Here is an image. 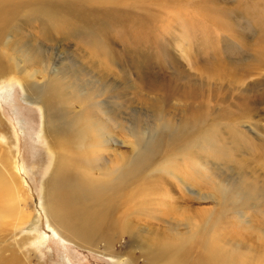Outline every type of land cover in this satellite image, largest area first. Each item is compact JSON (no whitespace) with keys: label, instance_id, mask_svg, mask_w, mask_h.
<instances>
[{"label":"rangeland","instance_id":"374dc122","mask_svg":"<svg viewBox=\"0 0 264 264\" xmlns=\"http://www.w3.org/2000/svg\"><path fill=\"white\" fill-rule=\"evenodd\" d=\"M17 4L25 8L0 35V256L166 264L160 250L177 249L182 264H202L219 245L227 263L264 264V0H0ZM188 81L216 114L236 110L238 96L258 97L244 117L217 121L206 109L194 118L184 90L166 84ZM81 121L101 142L96 177L129 172L137 142L158 136L142 184L110 196L121 204L113 246L68 237L47 208L59 188L46 193L58 168L50 129ZM124 218L139 227L131 238Z\"/></svg>","mask_w":264,"mask_h":264},{"label":"bare ground","instance_id":"6f19581e","mask_svg":"<svg viewBox=\"0 0 264 264\" xmlns=\"http://www.w3.org/2000/svg\"><path fill=\"white\" fill-rule=\"evenodd\" d=\"M23 6L24 4H17L16 8L13 6H6L7 9L0 8V35H2L9 27L14 26V23L17 20V15L20 16L22 10L25 8H23ZM11 10L14 11V17L9 14ZM65 13H67L66 10L64 13L58 11L54 14V16L66 17ZM95 15L100 16L102 14L96 12ZM178 79L177 75H172L171 77L173 82H177L176 80ZM166 84L170 90H184L180 95L191 100V106H189L186 110L188 113L192 114L194 118H198V116L206 109L208 113L213 115L217 121L225 116V114H232L235 117H244L247 116V114H249V112L253 109L252 104L256 103L258 97V95H252L254 90L251 91L250 95L238 96L235 103L236 110H230L228 108L227 110H222L219 108L218 110L221 111L216 114L215 109L213 110V108L208 106V103L204 104L199 102V93H197L199 88L192 82H186L181 88L176 87V85L172 86L170 82ZM224 102L222 101V103ZM52 103L53 102L48 99L46 103L47 107H49ZM155 103L160 105L161 108L164 107L163 101H155ZM238 111L242 114L238 115L236 113ZM50 131L51 132H49L48 135V144L54 154V161L58 163V168L55 169L50 183L51 190L47 189L48 192L46 193L52 191L53 187L56 189L59 187L57 189L58 196H46L45 198L51 220L56 225L62 226L63 230L68 233V237L74 239V237L78 236L77 241L81 244H83L82 241L97 244L100 239H105L109 246H113L115 242L112 238V234L114 233L112 229V214L114 215L115 211L119 210L118 208L121 204L118 205L111 203L110 196H112V201H115L117 196L127 198L128 196H120L124 195V184L126 183L130 185L131 181L136 178L140 181L143 179V176H145L146 171L149 170V167L152 164V157L149 160V156L158 149V136L151 138L146 146H144L143 139L137 142L139 152L132 159V162L125 166L129 172L124 171L119 173V175L111 172L108 173L105 178L104 175H101L100 177L95 176L97 164L102 161V157L96 154L97 148L101 142L97 138H92L93 136L91 133L85 132L86 128L83 127L82 121L79 122L77 126L67 130L63 134L59 131V129V132L53 131L52 129H50ZM211 141L212 143H216L214 133ZM148 161V165L143 169V165ZM123 164L124 163L121 162L120 165L123 166ZM110 176H113L111 180L109 179ZM142 182L143 181H141V184ZM60 184L62 185L60 186ZM92 184H97L98 186H93ZM104 184L107 186L106 189L102 188V185ZM60 187L63 189L62 194ZM44 189L46 190V185L44 186ZM135 191H137V189ZM73 196H75L74 199ZM141 201L143 204V200ZM122 228L123 232L128 233V236L131 238L130 235L134 232V229L139 227L136 222H133V220L124 218ZM218 246L219 245L214 247L216 248L219 257L213 249L208 248L207 256L202 261V264H254L248 259H236L227 263L225 262V257L221 252V246ZM182 254L183 253L179 256L177 249H173L170 252H168V250H160L159 252V256L165 258L167 261L166 264H182ZM0 264H22V262L18 259L17 253L13 251L9 256H0Z\"/></svg>","mask_w":264,"mask_h":264}]
</instances>
